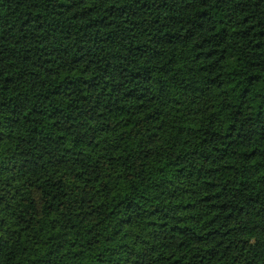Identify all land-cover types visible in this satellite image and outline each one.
Returning a JSON list of instances; mask_svg holds the SVG:
<instances>
[{
    "label": "trees",
    "instance_id": "1",
    "mask_svg": "<svg viewBox=\"0 0 264 264\" xmlns=\"http://www.w3.org/2000/svg\"><path fill=\"white\" fill-rule=\"evenodd\" d=\"M0 264H264V0H0Z\"/></svg>",
    "mask_w": 264,
    "mask_h": 264
}]
</instances>
